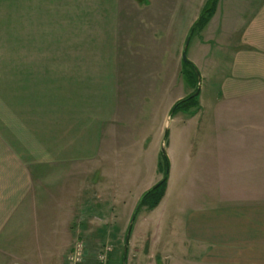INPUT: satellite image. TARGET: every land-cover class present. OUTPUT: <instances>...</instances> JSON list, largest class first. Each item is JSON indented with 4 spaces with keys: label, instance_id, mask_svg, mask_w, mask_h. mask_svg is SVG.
<instances>
[{
    "label": "crops",
    "instance_id": "obj_1",
    "mask_svg": "<svg viewBox=\"0 0 264 264\" xmlns=\"http://www.w3.org/2000/svg\"><path fill=\"white\" fill-rule=\"evenodd\" d=\"M206 1L0 0V264H65L93 224L133 216L152 160L173 152L169 117L146 133L148 101L171 115L182 41ZM222 2L193 49L215 45L222 69L208 102L175 116L174 138H198L196 194L177 224L198 264H264V0H229L225 15ZM178 28L168 69L158 35ZM33 227L40 263L19 252Z\"/></svg>",
    "mask_w": 264,
    "mask_h": 264
},
{
    "label": "rangeland",
    "instance_id": "obj_2",
    "mask_svg": "<svg viewBox=\"0 0 264 264\" xmlns=\"http://www.w3.org/2000/svg\"><path fill=\"white\" fill-rule=\"evenodd\" d=\"M228 2L229 0H223L221 4V12L223 15H225L227 11L231 10V5L229 6ZM179 18H181V16ZM183 18L185 19L186 16L183 15ZM190 32L184 37V40L182 41L180 54L182 55L186 41L190 37L187 49V59L191 65L193 64L192 59L195 58L198 62V65L195 67V74L193 76L191 74L189 75L193 78V80L184 76L188 75L187 71L189 72L190 70L187 65L183 64L184 62L182 63V70L177 69L174 71L171 96L173 105L193 94L196 88L197 90L201 88L200 90L202 93H199L197 102H201L202 99V102H208L207 100L209 96L206 95L205 92L210 90L212 87V82H210V79L212 75H217L216 72L222 69L221 65H218L217 67L214 64L221 55L223 57L225 54H221L218 48L216 50L215 45L213 44L210 45V47H199L196 57L193 56V49L197 48L196 43L200 40L201 35L200 31H196L192 36L190 35ZM179 34L180 29L178 28L177 31L173 32V34L163 30L158 35V43L156 47L157 50L159 49V51H166V54H163L162 58L163 63L165 62L163 66L166 65L168 69L170 66L172 69L175 68L174 63L170 64V52H172L170 44H172L174 47L176 36ZM208 38L210 39L211 37L203 36L200 42L202 44H209L208 41L210 40ZM181 55L179 58L177 56V62L178 59H181ZM222 57H220V59ZM198 74L200 75V83L198 80ZM208 93L211 95V91ZM167 98L169 97L167 96ZM147 105L148 107L146 108V116L143 119V122L145 123L148 137H153V134L156 133V129L161 124L163 117H165V120H167L169 117L171 127L169 129L167 139L164 142L166 146H169L171 145L170 143H172L173 152L170 153L171 159L166 153L169 165H167V163L164 164L161 156L159 161L157 160V163L155 162V164H152L153 160L151 162V155L154 154V143H152L151 147H149V150L146 151L145 156L141 154L139 163L143 166V162L146 163L147 160H149L151 162V174L148 173L146 177H143L145 180H150V182L149 184H147V182L144 184L141 183L142 187L139 192L143 191L144 189H147L146 192H148L157 184H159V182H161L166 175L168 181L165 195L160 205L153 211H148L146 208H142L136 216L131 231L125 264H198V257L195 253V249L190 250L188 249V246H185L181 237L180 228H178V224H180L181 219L184 218V213L186 210H188L186 208V206L190 203L188 195L196 194L195 190L191 192L187 191V188L189 186V179H192L195 173V146H197L198 138L193 134L185 135L183 137H181V135H178L175 138L173 137L174 128L179 129L177 124L178 117L175 116L180 115L181 111L177 112L175 115H170L167 111L166 114L162 115V113H160L161 109L158 108V112L155 114L153 113L154 104L152 103V100L148 101ZM188 112L190 113L192 111L190 110ZM140 139L141 141L139 144H141L140 147L143 150L146 140L143 141L144 139L142 137ZM155 165L156 176L155 180H153L155 175ZM139 188L140 185L138 186V189ZM130 212L131 211H129V214ZM131 219L132 217L128 215L123 219L119 218V221H115V223H107L102 225L93 224L91 229L92 231L89 233V235H82V237H80L85 240L87 247L91 252H93L99 244L110 243L114 248V254L111 256L112 264H123L121 258L124 250L125 235L127 233ZM98 229H102L103 233H97ZM30 233L31 235H29L28 240L29 245L26 248L28 251L23 247L19 249V252L21 254H25V256L28 255L27 257L29 260L31 259L37 263H40L42 260L41 258H43L41 256L42 253L38 252V249L35 248L32 241V238L35 235L34 227ZM52 248H54V245ZM64 257V255H60L58 258H56L57 260L54 261V264H63Z\"/></svg>",
    "mask_w": 264,
    "mask_h": 264
},
{
    "label": "trees",
    "instance_id": "obj_3",
    "mask_svg": "<svg viewBox=\"0 0 264 264\" xmlns=\"http://www.w3.org/2000/svg\"><path fill=\"white\" fill-rule=\"evenodd\" d=\"M218 3H219V0H208L207 1V3L205 5L202 13L200 14L198 20L196 21V23L192 27V30L190 32L191 36L196 31L203 30L209 24L210 20L212 19V17L214 16V14L216 12V8H217ZM183 64L187 65L190 68L189 72L187 71L188 75H184V76L188 77V79L193 80V78L189 75L191 74L193 76L195 74V66L193 64H191V65L186 64V63H183ZM196 78H197V76H196ZM196 92H197V88L193 92V94H191L187 98L180 100L177 103H175L173 108H172L171 114L175 115L177 112H180V111L188 112L193 107L198 105L197 98L199 95L194 97V94ZM166 139H167V137H166ZM161 158H162L164 164L167 163V165H169L168 164V158L166 157V154L165 155L161 154ZM159 166H160V164H159ZM167 179L168 178L166 175L164 177V179L161 182H159V183H161L159 186H157V187L155 186L154 188H152L151 190H149L148 192H146L142 195V197L140 199L139 209H138L137 215L142 208H146L148 211H153L160 205V203L162 202L164 195H165L167 181H168ZM125 238H126V235H125ZM121 261L123 264H125L123 262V255H122ZM111 264H112V260H111Z\"/></svg>",
    "mask_w": 264,
    "mask_h": 264
},
{
    "label": "built area",
    "instance_id": "obj_4",
    "mask_svg": "<svg viewBox=\"0 0 264 264\" xmlns=\"http://www.w3.org/2000/svg\"><path fill=\"white\" fill-rule=\"evenodd\" d=\"M114 248L110 243L99 244L89 251L85 240L78 239L66 255L65 264H111Z\"/></svg>",
    "mask_w": 264,
    "mask_h": 264
},
{
    "label": "water",
    "instance_id": "obj_5",
    "mask_svg": "<svg viewBox=\"0 0 264 264\" xmlns=\"http://www.w3.org/2000/svg\"><path fill=\"white\" fill-rule=\"evenodd\" d=\"M189 41H190V37L188 38V40L186 41V44H185V47L183 49V52H182V61L186 64H189V61L187 59V49H188V45H189ZM197 73V72H196ZM198 80H199V83H200V75L198 74ZM200 89L199 88L197 90V92L194 94V97L198 96L199 93H200ZM168 135V129L165 130V138L167 137ZM162 154L165 155L166 154V148L165 146L162 147V150H161ZM161 183H159L157 186H159ZM140 203V201H139ZM139 203L134 211V214H133V217L131 219V222H130V225L128 227V230H127V234H126V238H125V244H124V250H123V262L125 263L126 262V259H127V253H128V247H129V241H130V236H131V231H132V227H133V223L135 221V218H136V215H137V212H138V209H139Z\"/></svg>",
    "mask_w": 264,
    "mask_h": 264
}]
</instances>
